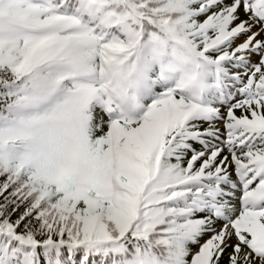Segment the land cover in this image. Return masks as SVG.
<instances>
[{"label":"trees","instance_id":"trees-1","mask_svg":"<svg viewBox=\"0 0 264 264\" xmlns=\"http://www.w3.org/2000/svg\"><path fill=\"white\" fill-rule=\"evenodd\" d=\"M145 1L146 3H143ZM115 2L114 6L117 9L131 13L133 10L128 2L135 6L137 12L142 13L141 19L146 29L157 32L161 16L157 17L156 10L162 5L161 0H115ZM201 3L205 1L185 0L184 4L187 6L175 11V14L183 19L181 23H178L181 29H176L175 36L180 39L185 38V43L197 47L218 36L225 22L224 16L216 12L210 16V25L202 33L192 36L189 32L199 26L202 21L199 13ZM205 11L210 12L206 4ZM0 12L6 13L14 20L26 22L34 21L40 16L39 9L17 0L14 2L0 0ZM19 36L9 30L0 33V133L3 134L0 136V255L3 257L6 255L2 247L4 245H9L15 251L28 248L30 243H36L39 254L52 263L81 264L83 247L75 249L74 258L69 255L66 248L68 244H80L81 246L85 240L96 238L98 231L88 218L89 212L95 211L92 207L94 205L77 192L74 171L70 172L66 182L60 185H54L47 172L49 161L45 149L48 145L55 147L59 140L46 130V118H57L62 110L50 106L37 116L19 117L12 114L15 122L22 123L26 128L22 139L17 141H14L12 135H4L6 128H13L15 124L10 123L8 119L5 124L1 125L2 115L20 99L18 89L23 85L22 93L27 95L38 90V84L42 79L52 82L50 78L52 77L60 81L63 86L68 83V80L58 73L47 75L49 73L46 67L55 57V52L49 47V43L42 46L31 40L23 42L17 39ZM58 39L64 40V37L58 36ZM68 39L71 41L74 53L85 60L91 68L97 69L98 45L88 44L78 34ZM225 46L226 44L216 50H210L211 56L224 50ZM226 47L229 48L230 44ZM172 50L170 48L171 52ZM243 62L244 60L241 61L228 54L220 60L218 65L219 68L232 74L236 69L243 68ZM209 70V81H211L213 74L211 66ZM155 72L154 67L152 75ZM231 80L232 78L228 79V81ZM237 81L239 83L241 80L237 78ZM94 112V110H89L81 113L80 116L86 122L85 125L77 117L67 120L69 131L75 132L85 128L88 132L89 138L80 155L79 164L85 170L96 174L97 177L92 184L94 194L99 197L98 209L102 210L103 219L112 224L111 219L114 217L128 218V215L133 214L137 197L129 196L128 199L133 198L135 201L132 204L126 203L125 210H122L123 203L118 209L108 202V191L104 185L105 170L108 167L106 126L102 123V116ZM176 115L177 121L181 120L182 123L187 117ZM171 135L172 132L162 133L161 140H157L146 133V139L142 142L143 151H147L153 162L154 175L157 174L150 187L151 200L144 203V214L147 218L154 215L160 223L155 230L141 229L137 233L139 225L135 229L138 237L144 242L145 262L142 264H186L191 251L202 236L219 226L217 219H214L209 221L207 226H194V230L191 231V226L196 220L205 216L204 210H207L211 203L210 191L205 189L202 183H206L203 178L214 173V169L207 166L204 168L202 177L199 172L202 169L201 162L196 161L187 169L190 148L198 149L200 146L194 138H186L181 144L177 139L170 148L165 149ZM3 141H7L8 144L6 151L2 149ZM24 149L29 152L27 161H23ZM21 163H24L23 167ZM120 177L125 180L121 175ZM18 180L25 184L24 188L17 186ZM127 180L131 178H126ZM175 183H177L176 186H174ZM35 193L43 195L41 202L36 201L33 196ZM122 198L123 196L120 200ZM188 208L190 211L180 213ZM196 208H201L202 211L199 213ZM57 209L65 213L69 211L67 217L56 213ZM74 217L78 219L74 220ZM3 231L14 233L23 242L15 241V238L4 235ZM115 235L118 236L117 233ZM125 244V249L118 252L120 260H113L111 254L104 256L103 249L94 248L87 258V264H113V262L123 264L122 259L131 257L134 253L135 243L126 240ZM109 247L112 251L113 247L111 245ZM98 251L99 254H97ZM221 255V253L211 255L208 264H221Z\"/></svg>","mask_w":264,"mask_h":264},{"label":"rangeland","instance_id":"rangeland-1","mask_svg":"<svg viewBox=\"0 0 264 264\" xmlns=\"http://www.w3.org/2000/svg\"><path fill=\"white\" fill-rule=\"evenodd\" d=\"M175 2L176 0H161L162 5L164 6L172 5ZM224 8H228L230 14H235V13L238 14V16L240 17V21L244 20L245 26L247 27L245 33L242 36L236 38L235 43L238 45L235 46V50H237L238 47H240V49H243L245 47L246 50L248 51L246 53L241 52L240 54L242 57L248 59V61L245 62V67H246L245 69H248L249 72L243 77V81L241 84L232 85L231 87H229L228 96H230V99L228 103L209 105L210 107H214L215 109L220 110V112L217 114L214 113L211 114L210 117L212 123L210 125L215 124V127H219L221 129L222 134L216 138L218 143L217 147L213 150H211V148L206 149L204 155H202L200 159H204V160L217 159L218 165L222 164L221 167H223L226 163H228L231 167L233 175L237 176L238 169L240 167V162L236 156V152H233L234 149L229 148V146H225V144L227 143V141H229L232 135L228 136L227 138L225 135H223V130H225V128H223V125H227L224 123V120L226 119L229 120L230 117L229 108H233V112L238 115H243L244 117L251 116L255 120H260L261 122L264 123V119L261 117V115L260 114L256 115L253 112V110L264 112L263 105H256L254 108L250 109V107L252 106V102L250 100L245 99L247 94L246 89L248 87V84H246L247 77L249 75L254 76L255 74L258 78L264 77V62L261 59L260 47L258 46V43L264 44V20L255 18L249 12L247 6L241 0H220V1L216 0V2L210 6V12H213V10H215L219 14H222L224 12ZM209 18L210 17H208L207 19L209 20ZM224 19H226V17H224ZM257 64L259 65L256 66ZM224 96L226 97V94ZM25 110L26 109L21 108V111H25ZM98 113L100 112L98 111ZM165 119L162 120L161 122H153L152 126L158 127L163 125ZM106 122L107 119L103 117L102 123L105 125ZM99 124L102 130L101 122ZM140 128L141 126H131L128 127V129L123 130V137L121 140L122 151L126 150L129 151L130 153L140 154L139 151L142 145V140L140 139L139 136ZM236 141H238V139H236ZM240 148H242V146L238 147V149ZM120 155L121 152L117 151L116 159H120ZM194 156H197V154ZM125 168L127 170H133L135 167L131 164V162H127ZM121 169L122 168L120 167H116L114 170H112V176L114 179L116 178L118 171ZM138 173L141 177L145 176L144 172L141 170H139ZM147 177H149V175H147ZM176 185L177 183L174 184V186ZM17 186L19 188H24L25 184L19 182L18 180ZM143 186L144 185L140 183V188H142ZM120 187L123 189L125 188L130 193H134L136 192L135 187H137V185L133 182L127 184L121 182ZM118 195H119L118 190L113 191L112 194L113 201L117 200ZM225 195L228 196V200H227L228 202H226L229 206V212L227 215L228 217L225 224L222 222L220 223L218 228L214 229L218 231L213 230L204 239V240H209L210 243V245L207 246V249L210 247V249H215V252L222 249L221 250L222 255L220 257L222 258L221 264H264V258L259 257L253 249L249 250L247 249L246 245L243 244L242 242L243 237L236 238L233 225L238 219L239 209L237 207V201L234 198L235 195L234 188L232 186L228 187L225 191ZM33 196L37 202H41L43 199V195L40 193H35L33 194ZM127 200L129 199L125 195L123 198L124 203H126ZM117 203L119 202L117 201ZM124 206L125 204L123 205V207ZM68 212L69 211L65 213L59 209L56 210V213L62 214L63 217H67ZM100 214L101 211L89 212L88 214V218L93 223L95 230L98 231L97 236H104L105 238L107 232L110 233L113 231L119 232L123 236L126 229H128V227H131V225L133 224V220H132L133 216H128L127 219H124L123 217H121V219L118 220L112 219L113 220L112 224H109L108 221L104 220ZM73 219L74 220L78 219V217H74ZM224 226H226V230L223 232ZM236 244L240 245L241 248H237ZM197 248L199 249L200 246ZM193 252L194 250L192 251V253Z\"/></svg>","mask_w":264,"mask_h":264}]
</instances>
